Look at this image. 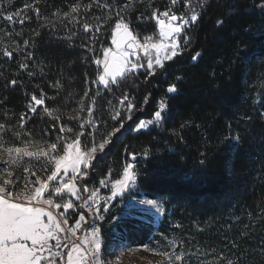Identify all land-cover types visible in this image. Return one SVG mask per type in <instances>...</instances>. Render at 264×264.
<instances>
[{
	"label": "trees",
	"instance_id": "16d2710c",
	"mask_svg": "<svg viewBox=\"0 0 264 264\" xmlns=\"http://www.w3.org/2000/svg\"><path fill=\"white\" fill-rule=\"evenodd\" d=\"M4 1L22 12L21 19L28 18L23 24L12 23V28L5 22L10 37L6 31L0 32V44L3 39L6 48L13 51L9 59L0 47V123L9 129L2 139L9 141L8 145H20L12 138L15 131L21 132L22 139L30 134L32 142L55 140L58 129L52 128L53 121L43 109L34 115L27 109L31 95L39 96L42 89L54 98L46 104L61 117L57 124L73 128V134L93 132L99 142L102 134L107 139L109 132L119 128L112 119L117 110L126 118L120 101L127 93L135 104L133 120L115 134L102 155L94 157L86 185L96 189L100 179H118L123 166L132 162L124 154L127 148L138 154L132 194L158 199L164 211L155 225L147 214H127L115 203L100 222L104 237L117 233L118 240L129 246L163 250L174 246L177 254L184 253L183 264H226V259L234 264H264V10L260 8L264 0H203L201 19L186 33L190 44L182 56L166 64V74H157L145 83V73L141 72L120 81L111 92L88 83L95 78L96 65L90 61L93 54L81 45L90 43V34L62 17L73 0ZM105 2L111 0H100ZM147 3L145 0V7ZM152 3L163 10L169 0ZM26 4L38 6L41 15L26 10ZM56 9H61L60 19L52 15ZM174 10L187 11L182 0ZM105 14L94 7L90 22ZM137 14L131 17L133 33L139 38L155 35V21L137 20ZM217 19L224 20L220 28ZM37 31L38 37L34 35ZM102 31L99 43L108 47L110 31ZM24 40H29L26 50ZM99 43L94 47L99 49ZM26 51L34 53L32 60L25 59ZM197 52L200 56L194 62L191 57ZM95 54L102 55L99 51ZM21 62L28 64L27 70L19 68ZM29 72L34 75L29 76ZM13 79L20 81L15 87L9 83ZM56 81L59 87L53 86ZM173 83L178 92L167 93ZM149 92L150 101L144 105ZM160 100L167 104V122L132 131L139 119L153 118ZM88 107L93 108L95 129L79 127L89 119ZM22 112L31 117L23 129L19 127ZM73 134H66L67 142ZM237 135L238 143L225 139ZM82 139L91 147L87 135ZM145 150L147 156H143ZM46 262L55 264L54 257Z\"/></svg>",
	"mask_w": 264,
	"mask_h": 264
},
{
	"label": "snow or ice",
	"instance_id": "6c2138e0",
	"mask_svg": "<svg viewBox=\"0 0 264 264\" xmlns=\"http://www.w3.org/2000/svg\"><path fill=\"white\" fill-rule=\"evenodd\" d=\"M180 2V0H169V3L161 10L159 7L155 6L152 3V0H148L147 6L145 7V0H111V2L100 3V0H73L72 3L66 5L67 11L62 12V17L64 20H67L69 24L82 27V30L85 34H90V43L82 44L81 47L84 48L88 53L93 55L90 58L91 63L96 65V75L95 78L88 83L97 86H103L105 91L111 92L113 87H118L120 81L130 78L137 77L139 73H145L144 82L150 78H154L157 74H166L167 68L166 64L173 62L177 57L184 54L185 49L191 42V37L186 33L193 25H196L201 19L200 8L202 6L203 0H182L183 6L187 11H180L178 14L175 6ZM100 8L104 11L105 15H97L93 17L94 23L90 22V13L92 9ZM24 8L31 9L35 12L36 16L41 15V10L36 5L26 4ZM261 10H264V4L260 5ZM137 20H154L159 31L157 38L154 39V36L149 35L143 38V42L138 39V36L133 33V30L130 28L131 17L133 14H136ZM146 13H148L146 15ZM53 16H56L58 19L61 18V9H56L52 13ZM20 11L16 12H5L3 6L0 5V19L5 20L8 23L19 22L23 24L24 17L21 19ZM217 28H220L224 24L223 19H217L215 21ZM51 27H55V24L50 22ZM110 31L111 46H104L102 43H99L100 38L104 35V31ZM248 31V29H245ZM12 35V34H8ZM19 35V33H16ZM35 36H39L40 33L37 31L34 33ZM73 36L76 35L75 32L72 33ZM99 43V49L94 47V45ZM29 47V40H24L25 50ZM17 51L20 49L17 47ZM99 51L102 55H96L95 53ZM243 52V50H241ZM143 55H140V53ZM3 55L9 59L13 57V51L8 50V48L3 49ZM34 53L32 51L25 52V59L32 60ZM200 53L197 52L191 59L195 62L198 60ZM28 64L21 62L19 68L21 70H27ZM29 76H33L32 72L28 73ZM177 80L181 77H177ZM12 87H15L20 81L13 79L10 82ZM54 87H59V81H56ZM39 87V86H37ZM167 93L175 94L178 92L177 85L175 83L170 84L167 89ZM100 94L99 88L96 90V96ZM151 93L144 97V105H147L150 101ZM84 96H89V91L84 92ZM48 99H54L48 97L43 90H40V95L37 96L33 93L30 97V100L27 104V109L29 113L33 115L36 114L39 108L43 109V114L47 117H50L53 121L52 128L54 130L58 129V135L55 140L44 142L43 146H37L32 144V140L29 134L28 139H22L21 132H12V138L17 140L21 144L27 143L31 146V152L33 154L41 153L46 150V146H51L52 151H48L47 155L40 156L35 161H43V165L40 167L29 166L27 172L24 175L27 177L26 181H21L16 176L15 169H23L25 165L23 162L17 163L16 157H12V163L9 164L5 156L3 155V150L0 149V183H4L5 179L9 177V171H12V180L14 182L7 185V190L13 192L17 189V185L23 186V183H30L32 188L35 189L36 194L43 196L45 198L52 197L54 201L64 200V197H75L76 201L83 199L79 193L81 191L87 192L88 188L86 187L87 181L90 179V169L94 163V157L97 155L98 149L99 154L105 152L106 146H110L115 139V134L120 133L124 128L127 121L133 120V113L135 110V104L132 100L129 99V94L125 93L120 103L124 106L122 111L126 113L125 116L121 115V110H117L115 115L112 116L113 121L119 123V128L109 132L107 134L108 138L105 139L103 134L101 135V140L99 142L95 141V135L93 132H76L73 134V128L63 125L62 122L57 124L56 122L61 121V117L55 115L56 109H50L46 101ZM96 97H92V102L95 104ZM81 109L84 108L83 100L80 101ZM140 111H144V108H141ZM87 112L89 114V119L79 125L81 129L85 128L86 125L93 129L97 128L95 121L91 118L93 114V108L88 107ZM154 119H139L138 123L131 128L132 131L140 132L142 130H148L150 126H153L155 123H165L167 122V104L164 100L157 102L156 110L152 113ZM31 117L26 113L20 114L19 127L24 128L25 124L30 120ZM69 119H75L69 118ZM183 127V126H181ZM47 131V130H46ZM9 129L5 124L0 123V143L7 145L9 141L2 139V135L8 133ZM66 134H73L71 142L68 141V136ZM88 136L91 141V147L89 148L88 142L83 141L84 136ZM51 139V137H49ZM227 140L234 139L235 142H239V136L235 138L232 136L225 137ZM85 151H81V146ZM65 146H68L69 156L66 159H61L59 162L55 160H50L48 157H58L63 156L65 151ZM130 147V146H129ZM78 148V152L76 151ZM59 149V150H58ZM62 153V154H61ZM125 156L130 158L132 162L126 163L122 169V178L116 179L111 187V197L102 198L105 201L103 210L105 212L110 211L106 206L107 202L113 197H116L118 193L123 192L130 183L134 184L136 181L137 172L135 168L137 167L135 161L138 159V154L134 151H128L125 148ZM148 152L145 150L143 156H147ZM28 160L32 161L33 156H29ZM74 160L76 167L72 168L67 163V161ZM79 182V187H78ZM60 184H65L68 188H71L73 185L76 189V194L73 195L71 191H55ZM99 184L103 185L104 188L108 187V182L104 179L99 180ZM96 192L93 191L90 193V197H95ZM71 200L72 204L76 206L77 204ZM90 203H95L94 199H89L86 201L85 205L80 206V215L79 218L75 220H80L82 216L83 219L80 220V224L85 221V214L83 208ZM148 204L152 205L155 202L152 200L147 201ZM22 207V203L16 202L14 199L11 201V206L5 207V213L8 217V220L4 226V237L3 240H0V247L4 249V255L6 264H37V257L41 255V249L37 251L33 248L30 243H25L20 239L19 230L15 224L14 217L15 211ZM160 212H163L164 209L161 207L158 209ZM59 211L63 212L64 207L61 204ZM73 211V207L68 208V213ZM93 215H97L98 210L92 209L89 210ZM67 215V213H66ZM103 215H99V220H104ZM96 220L94 219L88 227L91 229L93 234L91 237L85 235V239L81 242L79 239H74L72 243H68L67 246L63 244L61 247L63 251L60 252V249H57V252H60L59 255L54 256L55 264H68L70 259H73L76 256L77 249L74 245H79V249L83 251L80 253L82 259V264H118V257L116 261H109L103 258V239L100 236V229L95 226ZM83 231V229L78 228ZM77 229V230H78ZM235 246V245H234ZM40 246H37L39 248ZM46 251H51L50 249ZM71 253V255H70ZM75 254V255H74ZM109 256L115 255L111 250L107 253ZM159 255L162 257L164 264H175V262L184 261V253L176 254L175 252H161ZM86 257V258H85ZM222 260L226 258L221 257ZM47 260H53V255H49ZM38 264H47L46 260L41 258L38 260ZM226 264H234V261L231 259H226Z\"/></svg>",
	"mask_w": 264,
	"mask_h": 264
},
{
	"label": "rangeland",
	"instance_id": "374dc122",
	"mask_svg": "<svg viewBox=\"0 0 264 264\" xmlns=\"http://www.w3.org/2000/svg\"><path fill=\"white\" fill-rule=\"evenodd\" d=\"M4 2V0H0V5L3 6L5 12H16L8 6V2H6V4H4ZM20 13L22 14L21 11ZM5 22L6 21L3 19L0 20V32L6 31L7 36L10 37L11 35H8L10 33H8L9 29L6 27ZM6 24H8L10 28H12V23L10 24L6 22ZM158 31L159 29L157 27L156 34L152 35L154 36V39L157 38ZM143 38L144 37H138L141 42H143ZM2 40L0 47L6 48L7 45L2 43ZM110 46L114 47L112 45ZM140 55H143V53L141 52ZM152 119H154V117ZM44 142L45 141L32 142V144L37 146H43ZM48 142L50 143L51 141ZM0 149L3 150V155L5 156L9 164L12 163L11 158L15 156L18 164L23 162V164L25 165L22 170L15 169L16 176L21 181L27 180V177L24 175V173L27 172L29 166H35L38 168L43 165V161H35V159H38L42 155L46 156L48 151L54 150L49 145L46 146V150L44 152L33 154L31 152V146L27 143L23 145H5L4 143H0ZM69 151V147L65 146L63 156H49L48 159L59 162V160L66 159L69 156ZM76 151H79L78 148ZM81 151H85L82 146ZM98 153L99 149L97 154ZM29 156H33L32 161L28 160ZM67 163L72 168H75L77 166L74 160L67 161ZM11 177L12 171H9V177L5 179L4 183H0V240H3L4 226L6 221L8 220V217L5 213V207H10L11 201L14 199L16 202L22 203V207L17 209L15 211L14 217H12L18 227L20 239L25 243H30L33 247H35L34 249H36L37 251H40L41 249L45 250L41 251V255L37 257V264L38 260L41 258L47 260V257L49 255H53L54 257L55 254L58 253L57 249H62V244L64 246H67V244L72 243L74 239H79L81 242H83V240L85 239V235L91 237L93 234L91 233V229L88 227V225H90L94 219L96 220L95 226L101 230L100 236L103 239L104 250L103 258L106 260L116 261L118 257V264H164V261L162 260V257L159 255V253L165 251L176 253V249L174 246L166 250L154 246H129L123 243L122 241L118 240L119 235L117 233H114L110 236L108 235L107 238L104 237L103 227L100 225L101 220L98 219V216L106 215V212L103 210L102 206L105 205V201L102 198L111 197V187L116 179H105L108 182L107 188H104L103 185H100L98 188L95 189L86 185L88 191H81L79 193V195L83 197V199L79 201H76L75 197L68 196L64 197V200L62 201H54L52 197L45 198L43 196L37 195L35 189L32 188L30 183H23V186L17 185L15 194H13V192L7 190V185L9 183L14 182ZM121 178L122 175L118 179ZM134 186L135 183H130L129 186L123 192L118 193L116 197H113L110 200V202H107L106 206L111 209V206L115 205L116 203L118 207L123 206L127 214L129 213L135 216H139L137 215L139 214L138 212L147 214L148 216H150L152 222L157 225L163 215V212H160L158 209L161 207L163 208V205L158 199H151L145 196H134L132 194ZM54 190H67L71 191L73 195L76 194V189L74 185L71 188H68L65 184H60V186ZM93 191L96 192V196L94 198L90 197V193H92ZM124 196H128L127 201H122V198ZM67 199H73V201L77 204L76 210V206L72 204V201ZM89 199H94L95 203L87 204L83 208V212L85 214V221L80 224V220L83 219V217L81 216L80 220H77L75 222V220L78 219L80 215V206L85 205L86 201H88ZM149 200H152L155 203L150 205L147 203V201ZM61 204H63L64 207L63 212L59 211ZM69 207H73V211L70 213H68ZM91 208L98 210L97 215H93L89 212ZM67 226H70V228H68ZM80 227L81 229H83V231L78 229ZM68 229L72 232L71 234ZM37 246L40 247L37 248ZM73 247L77 249L76 256L73 259H70L68 261V264H82V259L84 258L81 257L80 253L83 250L79 249V245H74ZM48 249H50L51 251H46ZM110 250L114 252L115 255H107ZM0 264H6L3 247H0Z\"/></svg>",
	"mask_w": 264,
	"mask_h": 264
},
{
	"label": "built area",
	"instance_id": "2783aa9c",
	"mask_svg": "<svg viewBox=\"0 0 264 264\" xmlns=\"http://www.w3.org/2000/svg\"><path fill=\"white\" fill-rule=\"evenodd\" d=\"M68 228H70V226H67ZM68 231L70 232V234L72 233L69 229H68Z\"/></svg>",
	"mask_w": 264,
	"mask_h": 264
}]
</instances>
